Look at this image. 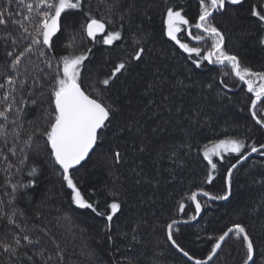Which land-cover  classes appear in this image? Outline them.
Wrapping results in <instances>:
<instances>
[{
    "label": "trees",
    "instance_id": "16d2710c",
    "mask_svg": "<svg viewBox=\"0 0 264 264\" xmlns=\"http://www.w3.org/2000/svg\"><path fill=\"white\" fill-rule=\"evenodd\" d=\"M114 3L115 0H83V12L106 23V32L98 35L95 42L80 31L85 20L82 12L69 13L75 21L73 27L54 38V51L45 49L51 69L35 52L22 57L17 70L11 69L12 59L30 39L19 24L9 21L0 25V84L9 76L26 79L28 86L34 78L43 82V87L33 88L32 96L28 95V87L17 93L16 106L7 113V127L15 128L19 138L14 143L10 137L7 147L0 140V212L15 209L14 219L20 228L10 231L6 220H0V242H10L14 233L26 229L34 243L21 240L20 264H128L129 260L132 264H191L170 246L168 223L189 222L174 227L173 237L189 255L200 260L207 259L219 235L239 223L253 240L255 264H264V155H253L233 172L227 202H208L198 196L202 216L194 223L189 219L196 216L188 199L191 192L203 188L212 195H223L227 191V169L238 159L235 155L214 159V180L206 184L207 162L201 154L204 145L226 137L242 139L257 148L264 144V129L253 121L249 111L252 95L246 86L230 69L219 65L201 61V67L196 68L192 60L199 57H190L164 35L166 9L181 11L194 25L200 12L199 0H120L119 7L110 9ZM253 6L264 12V0L226 3L225 10L215 12L211 22L224 35L227 52L237 55L241 64L253 71L264 72V45L259 43L264 28L251 16ZM9 8L14 19H22L19 13L23 9L17 6V0H0V11L5 16ZM113 30L121 32V39L104 45V35ZM188 31L201 34L194 27L182 29L178 34L181 42L200 47L202 54L211 47L210 38L197 42ZM73 36L75 45L69 48ZM141 46L145 49L142 60H131ZM89 48L92 51L82 70L84 90L118 111L101 130L87 160L71 175L81 194L98 212L105 213L103 216L71 202V190L41 134L47 127L44 110L49 107L48 86L58 57L79 55ZM121 62L128 65L127 69L110 79L109 85H103L101 81L109 78ZM226 71L229 74L222 75ZM3 92L0 89V97ZM22 98L37 103H25V112L16 120V107ZM5 107L0 102V110ZM257 113L258 118L264 115V105L257 107ZM0 123L5 121L0 119ZM10 147H15V155L7 150ZM117 151L121 154L119 163L115 160ZM250 151L247 148L245 155ZM33 167L37 171L30 175ZM17 183L28 187L13 193L11 185ZM113 202L121 207L113 220L107 221L106 215L111 213L108 205ZM181 202L185 204L183 212L179 210ZM109 235L113 237L111 242ZM245 259L242 237L231 235L210 264H244ZM0 264H16V257L0 248Z\"/></svg>",
    "mask_w": 264,
    "mask_h": 264
},
{
    "label": "snow or ice",
    "instance_id": "6c2138e0",
    "mask_svg": "<svg viewBox=\"0 0 264 264\" xmlns=\"http://www.w3.org/2000/svg\"><path fill=\"white\" fill-rule=\"evenodd\" d=\"M120 0H115L113 5H109L110 9L119 7ZM226 3L232 5H239L242 0H199L200 12L198 19L194 25L190 24V21L182 14L181 11L174 10L172 7L166 9V14L163 19L164 35L170 40L174 41L179 47L191 57L195 54L199 59H193L192 63L196 68L201 67V61H207L210 64H216L223 68L230 69L232 75L239 79L244 85L247 86V92L252 94L251 104L249 111L251 112L252 119L261 129H264V115L258 118L257 107L258 105H264V72L253 71L247 66L241 64L240 59L235 54H230L224 49V35L222 32L211 22L213 15L217 11L225 10ZM17 6L21 7L23 11L19 13L22 17L20 20L13 18L11 9H7L8 15L5 16L4 11H0V25H6L9 21L14 24H19L22 32L26 34L30 39V43L11 61L10 68L17 70L21 64V59L26 54L36 53L39 57L43 58L47 68H52L51 60L47 58L46 50L54 51L55 40L59 33L65 28H72L75 21L71 19L69 13L73 10L81 11L85 20L80 24V31L90 38L93 42L96 41L99 34L106 32V23L103 19L95 18L90 12H83L84 4L83 0H17ZM131 7V6H130ZM127 11V9L125 10ZM251 16L257 18L261 27L264 28V12L258 11L256 6L251 8ZM124 19L123 16L120 17ZM194 27L199 31L198 35H192L191 31H188V35L195 41L201 42L205 38H210L212 43L211 47L202 54L200 47L189 46L187 43L181 42L178 38V33H181L182 29H190ZM121 39V32L118 30L107 31V34L103 37L104 45H112L114 41ZM15 43V40L13 41ZM140 43L139 40L136 41ZM259 43L264 45V36H261ZM75 45V37L69 42L67 47L71 48ZM92 49H88L87 52H81L79 55H64L57 59L55 73L52 78V83L48 86V92L50 95L49 107L44 110V119L47 122L46 129L41 133L46 138V145L50 147V155L54 160V163L62 170L63 181L66 182L67 188L71 190V202L78 208L91 209L96 215L103 216L105 213L98 212L97 208L81 194L74 179L71 175V170L81 165L93 150L94 146L100 137L101 130L107 127L111 122L112 116L118 111L112 104H106L103 100L94 98L88 94L83 87V69L85 62L88 60ZM144 47H140L138 51H135L131 55V60L140 61L143 58ZM8 56H13V52H8ZM127 64L121 62L115 66L111 76L105 78L101 83L105 86L109 85L110 79L117 76L118 73L127 69ZM229 73L226 71L222 75L227 76ZM223 83V81H222ZM43 87V82L38 78L33 79L31 86L27 85L26 79L17 80L15 77L9 76L3 84H0V89H3V96L0 97V102L7 105L3 110H0V119L5 123H0V140H3L4 146L7 147L9 138L13 139V142H18L19 133L12 128L9 130L7 127L8 115L7 113L16 106L15 95L22 93L25 87H28V95L32 96L33 88ZM151 87V85H149ZM211 87V85H209ZM227 87V85H225ZM25 103H31L35 105L36 100L26 101L23 98L20 101V106L16 107V120L20 119L21 113L25 112L23 105ZM16 120L12 121V124H16ZM37 131H40L37 129ZM153 131H156L155 129ZM31 140H25L24 144L28 145ZM181 147L191 148V145L181 144ZM247 148L251 149V153L260 152L264 155V144H260L259 148L253 145H246L245 141L239 138L226 137L224 139H217L204 145L201 150L203 159L207 162L206 167L208 169L204 183L211 184L214 180V173L217 170V163L214 162V157L224 159L225 155H235L238 157L236 163H233L231 167L227 169V176L225 184L228 190L223 195H212L203 188H199L196 191H192L188 199L195 205L196 215L201 212V204L198 200V196L208 197L209 200H227L231 194L232 176L233 170L237 168V165L247 159L245 151ZM13 155H15V147L7 149ZM141 151L144 149L141 148ZM23 151V149H21ZM249 153V155L251 154ZM175 155V153H173ZM115 160L117 163L121 161V154L119 151L115 153ZM175 163V161H173ZM24 163V161H21ZM11 167V165H9ZM37 169L33 167L30 175H34ZM31 183V182H30ZM13 193L17 189H23L28 187L26 184L17 183L11 185ZM15 199V197H13ZM11 204L12 201L10 200ZM108 207L111 209V213L106 215L107 221H112L113 216L120 209L119 203L113 202ZM185 204L181 202L179 204V210L183 212ZM16 210L11 213L0 212V220H6L8 226L11 228H20V225L15 221L14 216ZM196 216H191L189 219L194 220ZM178 223L177 220H172L166 226L167 240L171 242L172 246L179 252H182L189 261H193V256L189 255L187 251L177 244L173 237V228ZM135 232V229H133ZM21 233H25L21 235ZM21 233H14L11 241L0 242V248L3 252L10 257H16V264H20V256L23 255L19 252V248L22 247L21 240L27 244H33L29 235L26 234V229L21 228ZM230 234L235 238L240 239L242 237L243 244L246 248V259L244 264H255L254 260V243L250 238L246 228L239 224H233L221 235L215 239V243L212 245L211 253L207 257V261H210L221 248L222 243L226 241V238L230 237ZM47 235V232H45ZM136 237L133 236L132 240L135 241ZM108 240L113 241L111 235L108 236ZM55 243V241H53ZM59 249V245H57ZM34 255H39L35 253ZM32 260V257H28ZM51 259V257H49ZM206 260L195 259L194 264H207ZM128 264H132L131 260Z\"/></svg>",
    "mask_w": 264,
    "mask_h": 264
},
{
    "label": "water",
    "instance_id": "95a60500",
    "mask_svg": "<svg viewBox=\"0 0 264 264\" xmlns=\"http://www.w3.org/2000/svg\"><path fill=\"white\" fill-rule=\"evenodd\" d=\"M100 35V34H99ZM246 86V85H245ZM247 87V86H246ZM251 113V112H250ZM254 121V120H253ZM255 122V121H254ZM259 126V125H258ZM95 147V146H94ZM94 149V148H93ZM93 151V150H92ZM92 151H90V154H91V152ZM261 151H264V149H261ZM249 153H251V151L249 152ZM249 153H247L246 154V156H247V159L246 160H243V161H241L238 165H237V168L236 169H234L233 171H235V170H237L239 167H240V165H242V164H244L245 162H247L248 160H250L251 159V157H253V155H255V154H257V153H260V152H257V153H251L250 155H249ZM89 154V155H90ZM89 157V156H88ZM87 157V158H88ZM87 158L84 160V161H82L81 162V165L87 160ZM236 163V162H235ZM81 165H79V166H81ZM79 166H77L75 169H77ZM59 167V166H58ZM75 169H73V170H75ZM72 171V170H71ZM226 190H228V187H227V185H226ZM231 195V194H230ZM201 197H203L206 201H208V202H213V203H220V202H227L228 201V199L230 198V196H229V198L227 199V200H209L208 199V197H204V196H201ZM193 206H194V210H195V205L193 204ZM196 213V212H195ZM201 216H202V213L200 212V214L199 215H196V218L193 220V221H191L190 223H194V222H196V221H198L200 218H201ZM189 223V222H188ZM188 223H186V222H178L174 227H176V226H178V225H182V224H188ZM232 234H230V236H231ZM228 240V238H226V241ZM225 241V242H226ZM169 242V244H170V246L171 247H173L172 246V244H171V242L170 241H168ZM225 242H223L222 243V246H221V248L220 249H218V251H217V253L215 254V255H213V257H212V259L210 260V261H207V259H205L206 261H207V264H210V263H212V261L217 257V255H218V253L221 251V249H222V247L224 246V243ZM173 249L178 253V255H180L181 257H183L188 263H191V264H194V260L193 261H189L188 259H187V257H185L184 255H183V253L182 252H179L176 248H174L173 247ZM249 264H252V262H249Z\"/></svg>",
    "mask_w": 264,
    "mask_h": 264
},
{
    "label": "rangeland",
    "instance_id": "374dc122",
    "mask_svg": "<svg viewBox=\"0 0 264 264\" xmlns=\"http://www.w3.org/2000/svg\"><path fill=\"white\" fill-rule=\"evenodd\" d=\"M178 34H179V33H178ZM238 80H239V79H238ZM246 90H247V87H246ZM251 95H252V94H251ZM258 106H259V105H258ZM216 158L218 159L219 157H214L213 159H216Z\"/></svg>",
    "mask_w": 264,
    "mask_h": 264
},
{
    "label": "bare ground",
    "instance_id": "6f19581e",
    "mask_svg": "<svg viewBox=\"0 0 264 264\" xmlns=\"http://www.w3.org/2000/svg\"><path fill=\"white\" fill-rule=\"evenodd\" d=\"M252 117V116H251ZM246 163V162H245ZM234 172V171H233ZM226 176H227V174H226ZM225 179H226V177H225ZM201 213H202V211H201Z\"/></svg>",
    "mask_w": 264,
    "mask_h": 264
}]
</instances>
